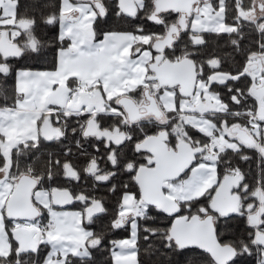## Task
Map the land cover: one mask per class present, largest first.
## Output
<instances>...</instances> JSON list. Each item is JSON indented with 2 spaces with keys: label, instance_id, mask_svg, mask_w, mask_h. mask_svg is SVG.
<instances>
[{
  "label": "snow or ice",
  "instance_id": "obj_1",
  "mask_svg": "<svg viewBox=\"0 0 264 264\" xmlns=\"http://www.w3.org/2000/svg\"><path fill=\"white\" fill-rule=\"evenodd\" d=\"M0 264H264V0H0Z\"/></svg>",
  "mask_w": 264,
  "mask_h": 264
}]
</instances>
